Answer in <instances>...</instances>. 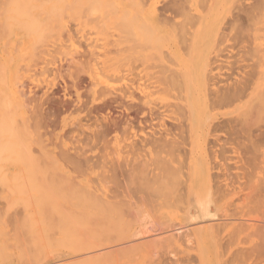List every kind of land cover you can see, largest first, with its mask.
I'll list each match as a JSON object with an SVG mask.
<instances>
[{
    "label": "rangeland",
    "instance_id": "374dc122",
    "mask_svg": "<svg viewBox=\"0 0 264 264\" xmlns=\"http://www.w3.org/2000/svg\"><path fill=\"white\" fill-rule=\"evenodd\" d=\"M41 1L43 2V0ZM41 1L40 4L38 3L39 0H27V2L26 0H0V37H2L0 38V61L2 59H7L10 56L15 58L12 84L15 89L18 88L24 92L23 94H25V97H23V99H25L24 106L15 99V95L0 101L2 104H0V114H2L0 116H3L1 119H4L5 117L4 121H2L4 122L3 125L0 121L1 128L5 129V125L10 119L14 120V124L17 121L16 124L18 125L19 122L21 123V120V124H25L28 121L29 123L33 122L34 118H38L42 119L39 120L40 127L38 129L43 126L41 130L37 131L34 125H32L33 129H29V132L27 131V134L23 136L24 134L20 129L21 124L19 123L18 130L23 134L21 137L22 141L20 138L21 134L18 135L20 131L12 136L13 141L17 140V142L15 141L17 151L20 150V146L17 144L21 141V143L23 142V149H27V153L25 152V157H23L24 159H27L26 154H28L29 150L34 153L33 155H38L37 153L41 152V149L44 148L47 152L48 150L51 151L48 153L52 156L57 154L58 159L60 158L59 154L62 155V158H60L61 160L67 158V156L69 159L71 157V159L76 160V162L69 160V163L66 162V164L68 163V165L72 166L74 163H77L78 168L72 166L71 169L68 165L61 166H63L62 168H64V170H68L67 173H69V175L72 174L74 177L77 176V179H74V177L71 176L73 178V184L77 187L82 184L80 187L83 188L90 187L100 189L103 187L105 190L108 189L110 194L113 193L115 195V193L117 194L122 191V187L127 188L129 185L125 181L126 179L124 175V177H121L119 174V176L109 178V176H111L109 173L107 177V174L105 175V167H110L109 164L111 163L127 165V162L128 164L130 163V161H126L127 159L131 160L132 165L133 157L134 159L137 157L134 161H141L146 156L147 152L144 153V155L140 154L141 156L138 154L135 155L137 152L128 150L130 149L129 147L131 145H137L136 148L140 147L139 144L141 141L146 140V138L149 141L151 140V142H153V139L159 140L160 137L161 139H167L165 136L167 134V136H169L168 139L172 138L173 140L176 139V141H179V143L183 145L181 146L182 149H178L179 152L177 151L176 153L170 151V154L167 153L168 151L157 152V154L152 152V155L148 153L149 155L146 156L147 160L149 156H152L151 158L157 161V164L162 166L166 165L165 167L169 168L173 167L175 170L177 169V171L181 169L178 171L181 173L177 174L179 178L176 177V173H174L176 175L174 177L169 178V175L168 177L167 175L166 177L164 176V179L166 178V183L164 181V184L162 182L160 185L162 186L163 184V187L165 185V189L159 186L154 192L155 194L153 196L155 197L152 195L149 196L151 202L147 197L144 199L145 201H149V204L147 201L146 203L144 201L143 204L145 206H143L141 210V213L144 215H141V217L139 216L140 218H137L138 220L135 221V225H132V228L135 229L134 231L131 230L128 233L125 232L120 237V233L122 231L124 232L125 229L124 227H122L123 229L120 228L119 231L121 229L122 231L119 233V231H117V225L115 224L116 230L113 229L114 226L108 228L111 230L106 229V232L110 231L111 233L108 234V232L107 235L105 234V238L108 240L104 242L102 241L103 243L97 239L101 235H97V237L94 235V237H91L90 234H85V236L89 235L87 239L90 238L89 241H91V245H87L88 242L82 240L86 245L80 244L83 249L81 248V250H79L77 249L78 244H76V242H81L82 238L85 239L84 232L79 230L80 226L78 227V224L77 229L75 228L76 226L73 227V225L69 227L70 229L66 228L70 226L72 222L67 226V224H65L67 221L64 220L66 217H61L63 214H60L64 213L65 215V209H67L66 206L70 199V196L67 195L65 191L61 190L60 183H57V185L55 184L58 182L57 178H60L59 174L61 173L54 167L46 168L45 173L44 167H33L26 171V173L24 171L22 174H18V176L13 175L14 178H16L15 181L13 180L14 178L11 179L13 176L9 173L10 171L8 172V170L5 169L7 168V165L4 164V162H0V167H4L0 168V231L2 232L0 233V249L2 250L0 251V255H2L1 252L3 253L1 256L2 259H0V264H55L57 261H59V264H264V243L263 240L257 236H255L257 238H244V236H241L237 242L234 239L225 237L221 242V245L215 246L211 244L204 245L190 234L189 230L191 229L187 230L189 226L195 227L194 224L198 225L200 229L211 227L213 230L216 228L217 230H221L222 225L224 223L226 224L227 221L229 222L232 220L231 224H234V222H236L233 220L234 218L237 220V224L240 223L238 222L240 218L241 222L242 220L249 219L264 223V203H262L264 202V181L261 182V179L264 178V174L262 175V173H264V164H260L256 159L258 157L260 162L264 159V138L249 137L248 139V137L243 134L233 135L234 131L228 130L227 127L224 128L225 124L223 122L234 118L237 113L243 111L244 107L237 110L230 104H224V106H214L212 104L214 107L207 104H211L215 92H220L221 89L224 91L231 85V87H233L236 84H239L240 81H246L251 74V70H254L257 65H260L264 70V0H49L50 2L45 0L47 1L46 4ZM33 5H37V8ZM38 47H41L44 50L40 48L37 50ZM34 48L36 49L35 51ZM4 51L7 52L6 55L3 54ZM39 51H41V53H38ZM91 54L94 55L90 56ZM75 73L76 75H74ZM63 74L65 78L63 77ZM168 74L169 76L167 77ZM204 74L205 78L203 80ZM74 76L78 78L74 82L81 87L77 90L76 88L79 86L73 88L74 82L71 80L73 78L75 79ZM173 76L175 79L179 77V80L177 79V82L174 83L175 85L170 84L169 82L170 77L173 78ZM82 77L84 82L82 81ZM52 78L55 81H53ZM213 83L215 84V89ZM212 84L213 86H211ZM0 86L2 87V85ZM118 94H124L127 97L124 99L125 101L123 100V107L120 106L121 108H118V103H120V100L117 97ZM109 98H112L111 101L116 100L118 103L110 102L109 105L108 102H105L109 101ZM186 99L190 100L192 106L189 115L180 107L185 103ZM5 100L11 102L13 106L9 105L10 103H4ZM77 103L85 106H95L97 107L96 110L98 107L99 109L103 108L104 112L103 110L98 109L99 112L97 110V114L94 113L89 117L86 112L84 113L82 110L79 111L75 109L78 105ZM103 103H107L109 109L108 107L104 108L105 104ZM14 104L16 105L15 107L18 108L15 109ZM69 104L72 105L70 106ZM231 104L234 105V103ZM38 105V113H36V106L38 107ZM176 106H178L183 114L178 108H176ZM50 107H52L54 111ZM143 108H146L147 110ZM125 109L128 111L125 112ZM176 109L181 114L177 112ZM32 110H35L36 112H33ZM139 110H142V112L144 110L143 113L145 115L139 114ZM170 110L175 112L173 113ZM7 112H9V114ZM39 112L43 114L40 115ZM152 112L153 115H151ZM32 113L35 114L32 115ZM52 113L54 114L52 115ZM56 113L57 115H55ZM148 114L151 117L148 116ZM31 115L33 117H31ZM41 116L44 118H40ZM87 116L90 122L87 121ZM8 117L10 119H7ZM25 117L27 118V121ZM132 119L133 121H131ZM125 120L129 122L125 124L123 122ZM47 121L49 123H46ZM52 121H54V123ZM104 122H108V124L106 123V125ZM110 122L111 125L118 122V129L116 128L112 131L113 133L110 132L108 134V139H105L107 142H102L103 145L99 144L97 147L92 148L93 146L91 145V140L89 138L92 137L97 129H101L100 124H102V127L104 128L105 126H110ZM40 123L42 124L40 125ZM8 124L10 125V123ZM75 124L78 125L76 126ZM25 125H27V123ZM183 126H188L189 129L187 132L185 131L186 133L180 134V131L184 129ZM68 128L69 130H66ZM43 129L45 130V133H43ZM163 130H167V132H164ZM157 134H161V136ZM16 135H18L17 137H19V139L16 138ZM84 135L86 137L85 139ZM149 136L151 137L150 139ZM250 138H253L254 140ZM256 140L258 143L255 142ZM80 141H82V143ZM86 141L89 143L90 148L88 144L85 145L87 143ZM134 142L137 143L135 144ZM106 143L109 144L107 145ZM252 143H256V146H254L253 149ZM259 143L261 146H259ZM80 146H84L82 147L83 149H81ZM257 149H259V152H257ZM126 150L128 151L125 152ZM21 151L23 150L21 149ZM21 151L18 152L20 153ZM251 151L255 155L258 153H260V155H256V157ZM88 152L90 153V156ZM131 152L135 154L132 155ZM66 154L68 155L66 156ZM86 155L87 159L84 157ZM114 155L117 156L115 157ZM79 156L81 157L79 158ZM139 156L140 158L142 157V159H140ZM146 157L144 159H146ZM108 158L110 159L108 160ZM88 159L90 160V166L86 163ZM121 159H124L125 163ZM103 160L104 162H102ZM119 161H121V163H119ZM253 161H257L259 164L255 162L256 165L253 166ZM92 162L94 168H92ZM101 162L105 163V167ZM162 162L165 164H161ZM98 163L100 164L98 165ZM63 164H65V162ZM85 164L87 165L85 166ZM95 164H97V166ZM80 166H83L84 169H81L83 167L79 168ZM257 166H259L258 168L261 167V170L254 168H257ZM51 168L54 172L51 171ZM55 169L59 173L55 172ZM85 169L86 171H84ZM23 170H25V168H23ZM27 173H32L31 177L29 176L30 174H28L30 177L29 179L28 177L26 178ZM55 173L59 176L56 177L57 175H55ZM234 173L237 175V178L233 175ZM51 174L52 176L50 177ZM46 175L49 177L46 179L49 180L45 179ZM185 176L187 178H185ZM223 177L228 184L235 183V187L237 190L239 189V191L236 190L237 192H234L232 195L233 201H230L228 198H220L221 200H219L218 194L215 192V185L219 179L222 180ZM258 177L260 178V181ZM18 178H22L21 180L23 182ZM25 178L28 180L25 181ZM54 178L56 179V182L54 181ZM179 179L182 183L178 182ZM235 181H237L238 184ZM183 182L189 184L191 190L196 193V197L195 195L193 196L192 207H189L184 201H181V204H177L178 200L176 201V199L178 196L175 197V204L174 200L171 201L173 199L172 196H176L173 195L172 192H174L176 188L177 191L175 192H180ZM257 183H259V185ZM173 186L175 187L174 190L172 188ZM117 187H119V190H117L118 192H115V190L118 189ZM163 189L165 192H163ZM59 190L60 193L58 192ZM38 192H40L42 196ZM262 192L263 194H261ZM46 194L49 197H47ZM62 194L69 197V199L67 198L68 200L66 199V203H64L66 197L63 196V198ZM167 194L168 197H170L169 200ZM39 195L42 199L39 198ZM152 200H155V203H153ZM254 202H257L256 205L253 204ZM58 203L62 207L65 206V209H60ZM53 204H56V206ZM39 205H41L42 208L41 206L39 207ZM46 205H48V208ZM43 207H45V210L51 209L50 213L51 211L54 213L50 214L49 211H46L47 216L49 213L51 216L54 215L53 217L57 216L63 218L64 221L60 218V224L62 221L65 225L61 224L63 226L60 225V230L62 227L66 226L65 228L68 230L65 228L62 229V231H66L65 233L63 231V234H58L59 229H55V231L57 230V233H55V231L52 232L54 228H51L53 225L50 226L49 223L48 225L51 230L49 228L48 230L53 234H50L51 232L49 233V231L45 229L49 216L47 217L43 214L45 213ZM54 207L60 209L58 215L56 213V211H58L57 209H55L56 211H53ZM25 210L28 211L27 214L25 213ZM39 210H42L40 211L41 215H38ZM36 211L38 212L36 213ZM31 212L33 218L27 216L31 215ZM24 213L26 215H24ZM10 214L11 216L15 215V217L13 216L14 218L12 217L13 220L11 218L13 225L14 220L17 218V214H19V216L20 214H22L21 216L24 215V220L21 219L23 222L26 219H31V222L29 223H32L31 227L26 223L27 220L25 221L27 225L22 222L23 225L20 224L17 219L18 222H15L16 225L18 223L21 225L18 224L21 229L24 225L26 226H24L25 228L23 229L29 227L27 230H29L30 233L33 232L32 236L28 235L31 238H24L25 235L23 236L22 234H19L20 231L18 228V234L21 235L22 238L18 234L13 233L14 231L12 227L8 228L10 227L9 223L12 222L7 221L10 220ZM45 217H47V220ZM44 219L46 220V224L43 222ZM39 220L41 221L39 222ZM210 220H214V223H212L215 227L210 226ZM215 220L218 222L220 220V223H224H219L221 226L217 223L218 228L216 227L217 225H215ZM54 221H56L57 224L55 222H52V224L55 223L54 226L56 227L59 223L58 220L54 219ZM155 222H157V224ZM236 223L235 225H237ZM73 224L76 223L73 222ZM148 224H150L151 228H149ZM158 226L160 229L163 228L164 230L168 228L167 230L169 232H171V227V230L174 231V235L177 236V243L170 247L167 246L168 248L166 246L161 245L162 247H160L159 245H156L159 246L156 250L155 245L153 246L154 249L150 246V249L149 247L146 248L149 251L147 254L148 257L143 254L144 250H139V248L129 252L130 254H128V258H124L122 255L118 257L115 254L118 258H122L120 260L115 259L116 257L113 255H106L103 256V258L100 255L101 253H103L102 255L106 253L105 249H107L106 247L108 246V250L110 248L112 251L113 248L115 249V247L121 245L119 244L121 243L120 241L125 238L126 243L127 241L129 243L135 242L136 245L137 242H139L138 239L143 241L144 239H148V237L153 238L152 242H154L158 236L164 235V232H168L167 230L161 231V234L160 231H158ZM142 227L143 230L149 228L147 230L148 232L145 230L143 231ZM30 228L31 230L33 229V231H30ZM57 228H59V226ZM71 228L73 230L76 229L75 231L79 230V232L82 233L83 236H80V240L74 241L75 238L74 240H71L70 235H72L73 238L74 235L77 237L80 234H75ZM9 229L12 231H9ZM23 229L21 230L22 233H24ZM44 229L50 237H48V235H44L43 237L45 231L43 232L42 230ZM153 230L158 232H153ZM181 231H183V233H181ZM185 231H188V233L185 234ZM29 232L27 231L26 235L30 234ZM145 232L148 233L146 236H144ZM67 233L69 234L70 239L68 241L64 240L67 243H65V246L73 241L71 245H73V243L76 244H74L75 246L73 250L82 251L84 250V246L89 248L94 245L98 247L97 249H99V251L96 250L101 257L97 252L93 251L94 253L92 252L91 254L93 256L98 255L100 258L97 256V260H94V256L92 257L93 260L89 261L88 259V262H85L87 261L86 256L91 259V254H80L83 256H81V259L83 258L81 260L78 257L80 255L72 252V249L70 248L71 246L67 247L71 250H67L65 246L62 247L58 244V240L54 243L53 238L56 240L57 237H59V239L62 237L63 239L66 237L64 234ZM100 233L101 232H98V234ZM115 233H118L117 236H115ZM141 233L144 234L142 235ZM129 235L130 237H128ZM167 235L168 234L165 236ZM15 237L22 241V245H19L21 248L17 250L15 247L18 248V246H13L17 243ZM164 237L161 236V238ZM47 238L49 239V245L53 242L52 247L47 246V248L51 247L48 250L45 246V243L48 241ZM93 238L96 242L100 241L103 245L101 246L100 243H96ZM101 238L103 237L101 236ZM25 239L26 241H23ZM27 239L28 241H33V243H31L32 241L30 242L32 245H28L29 242ZM45 239H47V241ZM65 239H67V237ZM77 239H79V237H77ZM183 239L187 240L186 243L185 240L184 242L182 241ZM189 239L190 243H188ZM145 240L143 242H146ZM7 241L11 244L10 247L8 246V243L6 244ZM61 241L60 243H62ZM147 241L150 242L149 239ZM239 241H242V243ZM257 243L259 244L257 245ZM26 244L29 246L27 249H25V247H27ZM55 245L58 247H55ZM130 245L133 244L130 243ZM31 246L36 248L33 249ZM80 246L78 247L80 248ZM43 247L44 249L41 251L42 249L40 248ZM54 247L56 248V252ZM124 247L127 248V245L121 248ZM37 248L40 249L41 253ZM21 249L23 250L19 251ZM133 252H135L134 255ZM11 253L12 256L10 255ZM58 255L61 257L59 258ZM31 257L33 260H31ZM131 258L132 260H129ZM78 259L80 263L77 262ZM113 259H115V263L111 262ZM117 260L120 261V263H116ZM69 261L71 263H69Z\"/></svg>",
    "mask_w": 264,
    "mask_h": 264
},
{
    "label": "bare ground",
    "instance_id": "6f19581e",
    "mask_svg": "<svg viewBox=\"0 0 264 264\" xmlns=\"http://www.w3.org/2000/svg\"><path fill=\"white\" fill-rule=\"evenodd\" d=\"M29 1V0H28ZM34 1H36V0H34ZM38 1V0H37ZM40 1L41 0H39V2L38 3H40ZM48 2H50L49 0H47ZM47 1H45V0H43V2L42 3H45L46 4V2ZM26 2H27V0H26ZM23 3V2H22ZM41 4V3H40ZM34 7H36L35 5H33ZM40 6V5H39ZM37 8V7H36ZM39 8V7H38ZM12 26H13V24H12ZM9 28V27H8ZM3 35V34H2ZM1 36V35H0ZM4 36V35H3ZM10 36V35H9ZM0 38H2V37H0ZM7 44V43H6ZM3 46V45H2ZM4 47V46H3ZM3 47H2V49H3ZM41 47H43V46H41ZM41 47H38L37 48V50L40 48V49H42V50H44L43 48H41ZM4 50V49H3ZM15 50H16V48H15ZM36 49L34 48V51H35ZM14 51V50H13ZM92 52V51H91ZM3 53V52H2ZM6 51H4V55H6ZM15 53V52H14ZM38 53H41V51H39ZM89 55V54H88ZM94 55V54H93ZM92 54L90 55V56H93ZM3 57V56H2ZM14 63H15V58L14 57H8L7 59H2L1 61H0V85H2V87L0 86V101L1 100H3V99H5V98H8V97H10V96H12V95H15L14 97H15V99L16 100H18L19 101V103H21V104H23V106H24V104H25V99H23V97H25V94H23L24 92H22L21 90H19L18 88L17 89H15V87H14V85L12 84V78H13V68H14ZM253 71V72H252ZM60 73V72H59ZM173 74V73H172ZM175 74V73H174ZM59 75V74H58ZM66 75V74H65ZM69 75V74H68ZM72 75V74H71ZM74 75H76V73L74 74ZM176 75V74H175ZM181 75V74H180ZM182 75H184V74H182ZM169 76V74L167 75V77ZM179 76V75H178ZM63 77H64V74H63ZM75 77V76H74ZM79 77V76H78ZM92 77V76H91ZM176 77V76H175ZM239 77V76H238ZM65 78V77H64ZM70 78V77H69ZM68 78V79H69ZM73 78V77H72ZM179 78V77H178ZM177 78V79H178ZM204 78H205V74H204V77H203V80H204ZM74 79V78H73ZM73 79H71L73 82L74 81H76V79H78V78H76L75 77V79L73 80ZM167 79V78H166ZM177 79H175L174 78V76H173V78L172 77H170V84H174V83H176L177 82ZM184 79V78H183ZM182 79V80H183ZM51 80V79H50ZM52 80L53 81H55L53 78H52ZM57 80V79H56ZM60 80V79H59ZM70 80V81H71ZM80 80V79H79ZM79 80H77V81H79ZM179 80V79H178ZM181 80V81H182ZM246 80V79H245ZM82 81H83V77H82ZM80 82V81H79ZM84 82V81H83ZM179 82V81H178ZM51 83V82H50ZM53 83V82H52ZM93 83V82H92ZM168 83V82H167ZM238 83V82H237ZM214 84V83H213ZM213 84L211 85V86H213ZM52 85V84H51ZM81 85V84H80ZM175 85V84H174ZM76 86H79V84H77L76 82H74L73 83V88H76ZM172 86V85H171ZM229 86V85H228ZM227 86V87H228ZM232 86V85H231ZM229 87V88H226L224 91H223V89H221V91L219 92H215V94H214V97H213V103L211 102V104L210 103H207L208 105H220V106H224V104H230L231 106H234V108L235 109H237V110H239L241 107H244V109H243V111H241V112H239V113H237L236 115H235V117L234 118H232V119H229L228 121L226 120V121H224L223 123L225 124V127L224 128H228V130H231V131H234L233 133V135H238V134H240V135H245L246 137H248V139H249V137H258V138H260V137H263L264 138V70L262 69V67L260 66V65H257L256 67H255V69L254 70H251V74H250V76L248 77V79L246 80V81H240V83L239 84H236L235 86H233V87ZM210 87V86H209ZM79 88H81L80 86L79 87H77L76 88V90L77 89H79ZM85 88V87H84ZM214 89H215V84H214ZM214 89H213V91H214ZM67 90V89H66ZM212 90V89H211ZM217 91V90H216ZM31 93V92H30ZM44 93V92H43ZM218 93V94H217ZM47 94V93H46ZM45 94V95H46ZM108 94H110V93H108ZM213 94V93H212ZM88 95H89V93H88ZM33 97V96H32ZM67 97V96H66ZM117 97L119 98V102L120 103H118L116 100H112L111 101V99L112 98H109L108 100L109 101H105V102H108V104L110 105V102H114V103H118V108L121 106V107H123L122 106V103H123V100L124 99H126L127 97H126V95H124V94H118L117 95ZM45 98H46V96H45ZM33 99V98H32ZM40 99V98H39ZM59 99V98H58ZM8 100V99H7ZM7 100H5L4 101V103H10L9 105H12V103L11 102H9V101H7ZM35 100V99H34ZM64 100V99H63ZM87 100V99H86ZM85 100V101H86ZM28 101H30V100H28ZM50 101V100H49ZM60 101V100H59ZM65 101V100H64ZM75 101V100H74ZM73 101V102H74ZM125 101V100H124ZM208 101H209V99H208ZM3 102V101H2ZM27 102V101H26ZM35 102H37V101H35ZM41 102V101H40ZM45 102V101H44ZM54 102H57V101H54ZM39 103V102H38ZM47 103V102H46ZM60 103V102H59ZM66 103V102H65ZM231 103H234V105H232ZM0 104H1V102H0ZM41 104H42V102H41ZM40 104V105H41ZM57 104V103H56ZM63 104V103H62ZM78 105L76 106V108L75 109H77V110H79V111H84V113L86 112L88 115H89V117H90V115L92 116L94 113H96L97 114V110L99 109V107H98V109L96 110V108L97 107H95V106H85V105H83V104H79V103H77ZM85 104V103H84ZM103 104H105V103H103ZM108 104L106 103L105 105H104V108H107L108 107ZM2 105V104H1ZM9 105H7V106H9ZM53 105V104H52ZM61 105V104H60ZM59 105V106H60ZM64 105H66V104H64ZM70 105V104H69ZM72 105V104H71ZM70 105V106H71ZM75 105V104H74ZM124 105V104H123ZM212 105V106H213ZM13 106V105H12ZM16 105L14 104V107H15ZM58 106V105H57ZM102 106V105H101ZM130 106V105H129ZM213 106V107H214ZM10 107V106H9ZM54 107V106H53ZM65 107V106H64ZM66 107H68L67 105H66ZM95 107V108H94ZM111 107V106H110ZM120 107V108H121ZM132 107V106H131ZM173 107H175V106H173ZM181 109L185 112V113H188V115H189V113L191 112V110H192V106H191V103H190V100L189 99H186L185 100V103H183L181 106ZM13 108V107H12ZM12 108H9V109H12ZM16 108H18V107H15V109ZM34 108H35V106H34ZM33 108V109H34ZM39 108V105H38V107L36 106V110ZM46 108V107H45ZM49 108V107H48ZM51 109H52V107H50ZM57 108V107H56ZM61 108V107H60ZM126 108V107H125ZM128 108V107H127ZM139 108V107H138ZM176 108H178V106H176ZM101 109V108H100ZM99 109V110H100ZM108 109H109V107H108ZM129 109H131V108H129ZM141 109V108H140ZM143 109H145V110H147L146 108H143ZM174 109V108H173ZM45 110V109H44ZM53 111H54V109H52ZM99 110H98V112H99ZM101 110H103V108L101 109ZM177 110V109H176ZM178 110H179V108H178ZM177 110V112H179ZM10 111V110H9ZM33 111V110H32ZM35 111V110H34ZM33 111V112H34ZM41 111H42V108H41ZM61 111V110H60ZM64 111V110H63ZM125 112H127L128 110L127 109H125L124 110ZM130 111V110H129ZM132 111V110H131ZM171 111V110H170ZM169 111V112H170ZM3 112V111H2ZM36 112V111H35ZM49 112V111H48ZM103 112H104V110H103ZM121 112V111H120ZM139 112V114H143V115H145L143 112H144V110H143V112H142V110L140 111H138ZM150 112H151V110H150ZM149 112V113H150ZM171 112H175V111H171ZM176 112V113H177ZM182 114H183V112L182 111H180ZM179 112V113H180ZM8 114H9V112H7ZM10 113H12V112H10ZM36 113H38V110H37V112ZM61 113V112H60ZM63 113V112H62ZM81 113V112H80ZM83 113V112H82ZM83 113V114H84ZM124 113V112H123ZM135 113V112H134ZM137 113V112H136ZM178 113V114H179ZM180 113V114H181ZM5 114V113H4ZM13 114V113H12ZM11 114V115H12ZM33 114H35V113H32V115ZM39 114L40 115H42L40 112H39ZM46 114V113H45ZM54 113H52V115H53ZM138 114V113H137ZM160 114V113H159ZM0 115H2V114H0ZM10 115V116H11ZM31 115V117H33ZM39 115V116H40ZM51 115V114H50ZM55 115H57V113L55 114ZM124 115V114H123ZM126 115V114H125ZM131 115V114H130ZM147 115V114H146ZM151 115H153V112L151 113ZM6 116V115H5ZM13 116V115H12ZM37 116V115H36ZM35 116V117H36ZM44 116V115H43ZM82 116V115H81ZM86 116V115H85ZM127 116H128V113H127ZM148 116H150L149 114H148ZM155 116V115H154ZM183 116V115H182ZM1 117H3V116H0V121H1V124L3 125L4 124V122H2V121H4V119H5V117H4V119H1ZM24 117V116H23ZM30 117V118H31ZM46 117H47V115H46ZM45 117V118H46ZM105 117H107V116H105ZM130 117V116H129ZM137 117V116H136ZM151 117V116H150ZM156 117V116H155ZM13 118V117H12ZM26 118V117H25ZM40 118H44V117H40ZM48 118H49V116H48ZM51 118V117H50ZM58 118V117H57ZM96 118H97V116H96ZM102 118H104V117H102ZM128 118V117H127ZM134 118V117H133ZM154 118V117H153ZM207 118V117H206ZM7 119H10L9 117L7 118ZM18 119V118H17ZM31 119H33V118H31ZM55 119V118H54ZM83 119V118H82ZM87 119H88V116H87ZM107 119V118H106ZM129 119V118H128ZM135 119V118H134ZM39 120H42V119H38V118H34L33 119V122H31V123H29V121L28 122H26L27 123V125H25L24 123L23 124H21L22 123V120H21V126H20V129H21V131L23 132V134H22V132L20 131V130H18L19 129V123H18V125L16 124L17 123V121L15 122V124H14V120L13 119H10L9 120V122L8 123H10V125L8 124V123H6V125H5V129L4 128H1V125H0V135H1V140H0V162H4V164H6L7 165V168H5L6 170H8V172L10 173V174H12V176L13 175H16V176H18V174H22L24 171H25V173H26V171H28V170H30V168H33V167H38V168H45V171H44V173L46 172V168H50V167H54V168H56L57 169V171H59L61 174H59V175H57L56 173H55V175H57L56 177H60V178H57V180H58V182H56V179L54 178V181L56 182L55 184L57 185V183L59 184L60 183V188H61V190L62 191H65L66 193H67V195H69L70 196V199H69V197H67V195H63L62 194V197L64 196V197H66L65 199H64V203H66L67 201H66V199L68 198L69 199V203H67V209H65L64 207H62L61 205H59V203H58V205L60 206V209H62V208H64L65 210V215H64V213H60V214H63V215H61V217L63 216V217H66V219L64 218V220L65 221H67L68 222V220H69V222L67 223V222H65V224H67V226L70 224V222H72L71 224H70V226H68V227H66V226H64V227H62V229L63 228H68V229H70L69 227H71L72 225H73V227H75L76 229H77V224H78V227H79V230H82V232H84V236H85V234H90V236L92 237H94V235L97 237V235H101L103 238H105V234L107 235V233L108 234H110L111 232L110 231H108V230H111V229H108V228H110L111 226H114L113 227V229H115L116 228V226H115V224L117 225V228H118V230L117 231H119V229L120 228H122V227H124V232L122 231V229L119 231V233H120V237H121V235H123L125 232L126 233H128L129 231H134L135 229L134 228H132V225L134 224L135 225V221H137L138 219L137 218H140L141 217V215H144V214H142L141 213V210H142V207L143 206H145L143 203H144V199H146V197H147V199L149 200V196H153L155 193V191L159 188V186H161L160 184L163 182V184H164V181H165V179H164V176L166 177V175H167V177H168V175H169V178L170 177H174V176H176L178 173L180 174L181 172H178V171H180V170H178L177 171V169L175 170V168H173V167H165L164 165L162 166V165H160V164H157V161H155L154 159H152L151 157L152 156H149V158H148V160H147V155H149L148 153H156L157 154V152L159 153V152H162V151H168L167 153H169L170 151H173V153H176L177 151H178V149L180 150V148H181V146H183L181 143H179V141H176V139L175 140H173L172 138L171 139H168L169 138V136H167V134L165 135L166 136V138L168 139H161V137L159 138V140H154L153 139V142H151V140L149 141V140H147V138H146V140H143V141H141V143L139 144L140 145V147H138V148H136L137 147V145L136 146H130L129 148L130 149H128V150H130V151H133V152H137L136 154L135 153H132L131 152V154L133 155V154H135V155H140V154H143L144 155V153H146L147 152V154H146V159H142V157L140 158V156H139V158L140 159H142L141 161H134V160H136V158L134 159V157L132 158L133 160H132V162L134 163H132V165H131V160H126V161H130V163L128 164V162H127V165L126 164H124V165H122V164H109L110 165V167L109 166H107V164H106V166L107 167H105L104 165H105V163H102V162H104V160L101 162V164H103V166L105 167V175L108 177V174L110 173V175L111 176H109V178L110 177H112V178H114V177H116V176H119V174H120V176L122 177L123 175L125 176V181L127 182V184L129 185V187H127V188H123L122 187V191L120 192V193H115V192H118L117 190H119V187H117L118 189H116L115 190V195L112 193V194H110V191L107 189V190H105V188L103 189V187L102 188H100V189H95V188H83V187H80V186H82V184L80 185V186H76L75 184H73L74 182H73V178L71 177V176H73L74 177V175H72V174H70L69 175V173H67L68 172V170L66 171V169L64 170V168H62L64 165H68V163H69V160H71V161H75L76 162V160H72L71 159V157H70V159L68 158V154H66V156H67V158H63L62 160L60 159V158H62L61 156V154H59L60 155V158L58 159L57 158V154L55 155V156H52L51 154H49L51 151H49L48 150V152L46 151V150H44V149H41L40 151L41 152H39V153H37L38 155H33L34 153H32L30 150V152L28 151V154H26V156H27V159H24L23 157H25L24 155H25V152L27 153V149H23L24 147H23V142L21 143V141H22V135L23 136H25V134H27V131L29 132V129H33V127H32V125H34V127L37 129V131H39V130H41L42 128H43V126L40 128V129H38L40 126H39ZM48 120V119H47ZM53 120V119H52ZM58 120V119H57ZM56 120V121H57ZM78 120H80V119H78ZM86 120V119H85ZM130 120V119H129ZM155 120V119H154ZM8 121V120H7ZM7 121H5V122H7ZM11 121V122H10ZM12 121H13V123H12ZM25 121V120H24ZM26 121H27V118H26ZM43 121H44V119H43ZM80 121H82V120H80ZM79 121V122H80ZM87 121H89V119L87 120ZM86 121V122H87ZM95 121V120H94ZM97 121H98V118H97ZM97 121H95V122H97ZM117 121V120H116ZM131 121H133V119L131 120ZM189 121V120H188ZM53 123H54V121H52ZM78 122V121H77ZM84 122V121H83ZM82 122V123H83ZM90 122V121H89ZM88 122V123H89ZM92 122V121H91ZM111 122H114V121H111ZM111 122L109 123V125L110 126H105L104 128L102 127L103 125L102 124H100L101 125V129H97V131L92 135V137L91 138H89L88 140L90 141V143H91V145L93 146H91L92 148H95V147H97L99 144H101V145H103L102 144V142H104V141H106L105 139L107 138V136H108V134L110 133V132H112L113 130H115L116 128H117V123H113L112 125H111ZM125 124L127 123V122H129V121H123ZM150 122V121H149ZM149 122H147V123H149ZM158 122V121H157ZM160 122V121H159ZM164 122V121H163ZM226 122V123H225ZM42 123H44V122H42ZM42 123H40V125L42 124ZM46 123H49L48 121L46 122ZM45 123V124H46ZM52 123V124H53ZM105 124L107 123L108 124V122H104ZM120 123V122H119ZM44 124V125H45ZM56 124V123H55ZM54 124V125H55ZM79 124V123H78ZM78 124H75L76 126L78 125ZM86 124V123H85ZM95 124V123H94ZM99 124V123H98ZM106 124V125H107ZM121 124H123V123H121ZM7 125H9L8 127H6ZM74 125V124H73ZM81 125H83V124H81ZM80 125V126H81ZM132 125V124H131ZM147 125V124H146ZM161 125V124H160ZM25 126V127H24ZM49 126V125H48ZM71 126V125H70ZM87 126V125H86ZM91 126H92V123H91ZM126 126V125H125ZM144 126V125H143ZM4 127V126H3ZM57 127V126H56ZM68 127V126H67ZM98 127V126H97ZM122 127V126H121ZM121 127H120V129H121ZM124 127V126H123ZM128 127V126H127ZM163 127V126H162ZM184 127V129H180L181 131H180V134L181 133H186L187 131H188V129H189V127L188 126H183ZM46 128V127H45ZM55 128V127H54ZM73 128V127H72ZM126 128V127H125ZM174 128V127H173ZM177 128V127H176ZM180 128V127H179ZM36 129H34V130H36ZM76 129H81V128H76ZM83 129H85V128H83ZM96 129V128H95ZM118 129V128H117ZM132 129V128H131ZM175 129V128H174ZM25 130V131H24ZM66 130H69V128L68 129H66ZM170 130V129H169ZM18 131H20L19 132V134L18 135H20L21 134V136H20V138H21V141L20 140H18V141H20V142H18L19 144H17L18 146H20V150H18V151H21V149L24 151H21L20 153L17 151V149H16V142H17V140H12V136H14L15 135V133H17ZM31 131V130H30ZM43 133H45V130L43 129ZM51 131V130H50ZM71 131V130H70ZM88 131V130H87ZM123 131H124V129H123ZM122 131V132H123ZM164 131V130H163ZM186 131V132H185ZM48 132V131H47ZM66 132H68V131H66ZM80 132H82V131H80ZM85 132V131H84ZM164 132H167V130L166 131H164ZM163 132V133H164ZM172 132V131H171ZM237 132V133H236ZM31 133V132H30ZM42 133V134H43ZM53 133V132H52ZM73 133V132H72ZM75 133V132H74ZM113 133V132H112ZM116 133V132H115ZM120 133V132H119ZM128 133V132H127ZM158 133V132H157ZM168 133H169V131H168ZM50 134V133H49ZM64 134H65V131H64ZM81 134V133H80ZM90 134V133H89ZM18 135H16V138H18L19 139V137H17ZM69 135V134H68ZM88 135V134H87ZM125 135V134H124ZM131 135V134H130ZM146 135H148V134H146ZM157 135H160L161 136V134H157ZM164 135V134H163ZM169 135H170V133H169ZM173 135V134H172ZM239 135V136H240ZM80 136H82V135H80ZM165 136H164V138H165ZM171 136V135H170ZM26 137H27V135H26ZM127 137V136H126ZM131 137V136H130ZM137 137V136H136ZM147 137V136H146ZM153 137H155V136H153ZM157 137V136H156ZM159 137V136H158ZM173 137V136H172ZM175 137V136H174ZM86 137H85V135H84V139H85ZM111 138V137H110ZM113 138V137H112ZM124 138H125V136H124ZM151 137L149 136V139H150ZM83 139V140H84ZM108 139V138H107ZM132 139V138H131ZM250 139H253V138H250ZM87 140V141H88ZM130 140V139H129ZM254 140V139H253ZM16 141V142H15ZM86 141V142H87ZM115 141H117V140H115ZM125 141V140H124ZM134 141V140H133ZM140 141V140H139ZM81 143H82V141H80ZM86 142H84V143H86ZM107 142V141H106ZM129 142V141H128ZM131 142V141H130ZM183 142V141H182ZM251 142H252V140H251ZM254 142V141H253ZM255 142H257V140L255 141ZM261 142V141H260ZM123 143V142H122ZM127 143V142H126ZM135 144L137 143V142H134ZM258 143V142H257ZM22 144V145H21ZM88 144V146H89V148H90V145H89V143L87 142L85 145H87ZM105 144V143H104ZM107 145L109 144V143H106ZM256 144V143H255ZM255 144H253L252 143V149H253V147L254 146H256ZM117 145V144H116ZM125 145V144H124ZM138 145V146H139ZM264 145V144H263ZM259 146H261L260 145V143H259ZM258 146V147H259ZM81 147V146H80ZM82 147H84V146H82ZM81 147V149H83ZM86 147V146H85ZM104 147H105V145H104ZM18 148V147H17ZM101 148V147H100ZM99 148V149H100ZM107 148H108V146H107ZM127 148H128V145H127ZM85 149V148H84ZM109 149V148H108ZM126 149V148H125ZM124 149V150H125ZM182 149V148H181ZM89 150V149H88ZM87 150V151H88ZM92 150V149H91ZM114 150V149H113ZM116 150H118V149H116ZM128 150H126L125 152H127ZM176 150V151H175ZM255 150H256V148H255ZM254 150V151H255ZM45 151V152H44ZM78 151H79V148H78ZM97 151V150H96ZM112 151V150H111ZM115 151V150H114ZM175 151V152H174ZM100 152V151H99ZM106 152V151H105ZM104 152V153H105ZM121 152V151H120ZM123 152V151H122ZM179 152V151H178ZM252 152V151H251ZM257 152H259V149H257ZM21 153H22V156H21ZM67 153V152H66ZM82 153V152H81ZM89 153V152H88ZM107 153V152H106ZM105 153V154H106ZM116 153V152H115ZM163 153H165V152H163ZM172 153V152H171ZM253 153V152H252ZM49 154V155H48ZM53 154V153H52ZM76 154H78V153H76ZM80 154V153H79ZM82 154H84V153H82ZM95 154V153H94ZM112 154V153H111ZM170 154V153H169ZM254 154V153H253ZM252 154V155H253ZM20 155V156H19ZM51 155V156H50ZM54 155V154H53ZM65 155V154H64ZM63 155V156H64ZM152 155V154H151ZM255 155V154H254ZM256 155H260V153H258V154H256ZM255 155V156H256ZM89 156H90V153H89ZM115 157L117 156V155H114ZM81 156H79V158H80ZM85 157V159H87L86 157H87V155L86 156H84ZM83 157V158H84ZM93 157H94V155H93ZM92 157V158H93ZM253 157V156H252ZM257 157V156H256ZM255 157V158H256ZM79 158H77V159H79ZM82 158V159H83ZM114 158V157H113ZM110 158H108V160H109ZM115 159V158H114ZM252 159V158H251ZM257 159V161H259V163L260 164H264V159L260 162V160H259V158L257 157L256 158ZM256 159H253V160H256ZM89 160V159H88ZM86 161V163H88V166H90L89 165V162H90V160L89 161ZM96 160V159H95ZM122 161H124V159H121ZM137 160H139V159H137ZM97 161V160H96ZM95 161V162H96ZM257 161H255L256 163H257ZM65 162V164H63ZM66 162H68L67 164H66ZM83 162V161H82ZM94 162V161H93ZM93 162H92V168H94V165H93ZM99 162V161H98ZM116 162V161H115ZM135 162H136V164H135ZM255 162L253 161L252 163H254L253 164V166H255L256 164H255ZM62 163V164H61ZM84 163V162H83ZM107 163V162H106ZM110 163V162H109ZM118 163V162H117ZM119 163H121V161H119ZM124 163H125V161H124ZM259 163H257V164H259ZM76 164V165H75ZM100 163H98V165H99ZM161 164H165L164 162H162ZM61 165H63V166H61ZM87 164H85V166H86ZM96 166H97V164H95ZM70 165H68V167H69ZM72 166H74L75 168H78V166H77V163H74V165H72ZM72 166H70L71 167V169H72ZM84 166V165H83ZM83 166H80L79 168H81V167H83ZM84 166V167H85ZM95 166V167H96ZM168 166V165H167ZM2 167V166H1ZM0 167V168H1ZM27 167H29V168H27ZM68 167H67V169H68ZM84 167L83 168H81V169H84ZM259 166H257V168L256 167H254L255 169H259V170H261L260 168H258ZM2 168H4V167H2ZM23 168H25V170H23ZM52 168H51V171H52ZM91 168V167H90ZM27 169V170H26ZM35 169V168H34ZM56 169H55V172H57L56 171ZM254 169V170H255ZM48 170H50V169H48ZM40 171V170H39ZM65 171V172H64ZM76 171V170H75ZM74 171V172H75ZM79 171V170H78ZM81 171H83V170H81ZM84 171H86V169L84 170ZM175 171H177V172H175ZM263 171H264V168H263ZM262 171V172H263ZM52 172H54V171H52ZM59 172H57V173H59ZM41 173H42V171H41ZM76 173H77V171H76ZM174 173H176V175L174 174ZM28 174H30V173H27L25 176H26V178L28 177V179L31 177V174L28 176ZM122 174V175H121ZM184 174V173H183ZM264 173H262V175H263ZM42 175H43V173H42ZM48 175V174H47ZM46 175V177H45V179L46 178H49L48 176ZM171 175V176H170ZM236 178H237V175L234 173L233 174ZM34 176V175H33ZM32 176V177H33ZM44 176V175H43ZM52 176V174L50 175V177ZM114 176V177H113ZM123 176V177H124ZM21 177V176H20ZM40 177H41V174H40ZM77 177V176H76ZM76 177H74V179H77ZM176 177H178V175L176 176ZM263 177H264V175H263ZM12 178H14V176L13 177H11V179ZM25 178V181L26 180H28V179H26ZM105 178V177H104ZM120 178V177H119ZM179 178V177H178ZM185 178H187L186 176H185ZM259 178V177H258ZM18 179H22V178H18ZM36 179V178H35ZM164 179V180H163ZM189 179V178H188ZM219 179V178H218ZM13 180H15L16 181V178H14ZM46 180H49V179H46ZM53 180V179H52ZM116 180V179H115ZM19 181V180H18ZM22 181V180H21ZM218 181V180H217ZM259 181H260V178H259ZM262 181H264V178H262L261 179V182ZM23 182V181H22ZM45 182H47V181H45ZM51 182V181H50ZM119 182V181H118ZM121 182V181H120ZM177 182V181H176ZM178 182H180V179L178 180ZM236 183H237V181H235ZM48 183V182H47ZM52 183H54V182H52ZM122 183H124V182H122ZM165 183H166V181H165ZM180 183H182V181L180 182ZM250 183H252V182H250ZM254 183V182H253ZM260 183V182H259ZM259 183H257L258 185H259ZM42 184H43V182H42ZM49 184V183H48ZM47 184V185H48ZM77 184V183H76ZM112 184V183H111ZM121 184V183H120ZM126 184V185H127ZM163 184H162V186H161V188H164L165 189V185H164V187H163ZM238 184V183H237ZM256 184V185H257ZM263 184V183H262ZM44 185V184H43ZM43 185H41V186H43ZM51 185V184H50ZM166 185H168V184H166ZM175 185V184H174ZM181 185V184H180ZM84 186V185H83ZM88 186V185H87ZM120 186V185H119ZM216 187H215V192L218 194V199L219 200H221V199H226V198H228L230 201H233L232 200V195L234 194V192H237V191H239V189L237 190V188L235 187V183H231V184H228L227 182H226V179H224V177L222 178V180H220L219 179V181L217 182V184L215 185ZM121 187V186H120ZM125 187V186H124ZM182 188H178L179 190H180V192H175V191H177V188H176V190L174 191V192H172L173 193V195H176V196H172V200L171 201H173L174 200V204H175V202L177 201V204H181V201H184V203H186L189 207L192 205V202H193V196L195 195V197H196V193L195 192H193L192 190H191V186L189 185V184H187L186 182H183V185L181 186ZM58 188H59V186H58ZM99 188V187H98ZM169 188V187H168ZM171 188V187H170ZM173 188V190L175 189V187L173 186L172 187ZM54 189V188H53ZM164 189H163V192H165L164 191ZM264 189V188H263ZM262 189V190H263ZM50 190V189H49ZM159 190H161V189H159ZM172 190V191H173ZM178 190V191H179ZM237 190V191H236ZM39 191V190H38ZM109 191V192H108ZM167 191V190H166ZM171 191V190H170ZM55 192V191H54ZM59 193H60V190L58 191ZM263 192H264V190H263ZM263 192L261 193V194H263ZM3 193V192H2ZM39 194H40V192H38ZM65 193V194H66ZM153 193V194H152ZM161 193H162V191H161ZM168 193V192H167ZM175 193V194H174ZM5 194H6V192H5ZM260 194V195H261ZM41 195V194H40ZM39 195V196H40ZM47 195V194H46ZM259 195V194H258ZM6 196V195H5ZM38 196V197H39ZM42 196V195H41ZM41 196L39 197L40 199H42L41 198ZM60 196V195H59ZM158 196V195H157ZM178 196V197H177ZM47 197H49L48 195H47ZM61 197V196H60ZM63 197V198H64ZM153 197H155V196H153ZM159 197V196H158ZM167 197H168V194H167ZM175 197H177V199L175 198ZM260 197V196H259ZM262 197V196H261ZM166 198V197H165ZM169 198L170 197H168V200H169ZM221 198V199H220ZM53 199V198H52ZM51 199V200H52ZM58 199H60V198H58ZM62 199V198H61ZM67 199V200H68ZM151 199V198H150ZM159 199V198H158ZM175 199H176V201H175ZM195 199V198H194ZM258 199V198H257ZM256 199V200H257ZM263 199H264V197H263ZM38 200V199H37ZM55 200V199H54ZM57 200V199H56ZM260 200L262 201V199L260 198ZM27 201V200H26ZM36 201V200H35ZM45 201V200H44ZM62 201H63V199H62ZM147 201V200H146ZM146 201H145V203H146ZM150 202H151V200H149ZM149 201H147V203L149 204ZM155 200H152V202L153 203H155L154 202ZM264 201V200H263ZM41 202V201H40ZM58 202V201H57ZM179 202V203H178ZM51 203V202H50ZM56 203V202H55ZM256 203L257 202H254L253 204H255L256 205ZM259 203H261V202H259ZM258 203V204H259ZM262 203H264V202H262ZM35 204H37V203H35ZM43 204H45V203H43ZM62 204H63V202H62ZM176 204V205H177ZM53 205H55L56 206V204H53ZM159 205V204H158ZM175 205V206H176ZM263 205V204H262ZM38 206V205H37ZM41 205H39V207H40ZM47 206V208H48V205H46ZM58 206V207H59ZM253 206V205H252ZM22 207V206H21ZM51 207H53V206H51ZM50 207V208H51ZM57 207V208H58ZM177 207H178V205H177ZM192 207V206H191ZM260 207V206H259ZM264 207V206H263ZM41 208H42V206H41ZM40 208V209H41ZM56 207H54L53 209V211H56L55 209H57ZM256 208V207H255ZM60 209H57L58 211H56V213H57V215L59 214V212H60ZM264 209V208H263ZM51 210V209H50ZM50 210H45V207H43V211L45 212V213H43L44 215H46V213L49 211V213H50ZM254 210V209H253ZM262 210V209H261ZM32 211V210H31ZM40 211H42V210H39V212L38 211H36V213L38 212V215H41L40 214ZM47 211V212H46ZM255 211H257V210H255ZM263 211V210H262ZM261 211V212H262ZM20 212V211H19ZM35 212V211H34ZM62 212V211H61ZM261 212H260V214H261ZM21 213H22V211H21ZM25 213L27 214L28 213V211L27 210H25ZM24 213V215H26ZM48 213V220L46 219L47 217H45V219L47 220V224H46V220L44 219V221L43 222H45V224H46V228L45 229H47V231H49V233L51 232L50 230H51V228H54V230L52 231V232H54L55 231V229H59L58 231H59V233L58 234H63L62 232L64 231H62V229L60 230V228H61V226H63V225H65L64 224V222H62V221H64L63 220V218H61V217H53V216H51L50 214H54V213H52V211H51V213L49 214ZM42 214V215H43ZM22 214H20V216H19V214H17L16 215V219L17 220H19V223L20 224H26V223H28V226L29 227H31L32 226V223L31 224H29L31 221V219L28 221L26 218V223H25V221L23 222V218H24V215L23 216H21ZM37 215V214H36ZM56 215V214H55ZM153 215V214H152ZM151 215V216H152ZM258 215V214H257ZM10 216H11V214H10ZM14 217H15V215H13ZM13 216H11L10 217V220H7V221H12L13 220ZM28 217L29 216H31L32 217V212H31V215H27ZM53 217V218H51V217ZM140 216V217H139ZM217 216V215H216ZM246 216V215H245ZM260 216V215H259ZM13 217V218H12ZM212 217V216H211ZM252 217H254V216H252ZM11 218H12V220H11ZM20 218V219H19ZM33 218V217H32ZM60 218L62 219V221H61V224H63V225H61L60 224ZM217 218V217H216ZM245 218V217H244ZM14 220V225L12 224L13 223V221L11 222V223H9V226L10 227H8V228H13V233L15 234H18V229H19V231H20V233L19 234H22L23 236L25 235V236H27V237H25L24 236V238H28L30 235L32 236V233L33 232H29V230H27L29 227H26L27 229H23V228H25L24 226H26V225H24L23 226V232L24 233H22V229L20 228V226L18 225H16L15 224V222H18L17 220ZM21 219H23V220H21ZM54 219L55 220H58V225L55 227L54 225H55V223H56V221H54ZM241 219V218H240ZM240 219H239V221L238 222H240V223H236L237 222V220H235V218L233 219L234 221H236V222H234V224H231L232 223V220H230L229 222L227 221V223L225 224L223 221V223H220L221 221L219 220V222L217 221V220H215V225H217L216 227H218V224L220 223V224H223L222 225V228H221V230H217V228L215 229V230H213L211 227H209V228H199L198 227V225H196V224H194L195 225V227L194 226H189V228L187 229V230H189V229H191V230H189L190 231V234L192 235V236H194L195 238H196V240L197 241H199V242H201V243H203L204 245H207V244H211V245H215V246H219V245H221L222 243V241L225 239V237H229V238H231V239H234V240H236V242L239 240V238L241 237V236H244V238H250V237H255V236H257L258 238H261V240H263V243H264V223L263 222H259V221H256V220H249V219H245V220H242V222L240 221ZM250 219H253V218H250ZM258 219V218H257ZM262 219V218H261ZM264 219V218H263ZM42 220H43V218H42ZM49 220H50V222H49ZM53 220V221H52ZM260 220V219H259ZM41 220H39V222H40ZM214 221V220H213ZM213 221H211L210 220V222H209V224H211L210 226H214V222ZM22 222V223H21ZM34 222V221H33ZM42 222V224L44 225V223ZM52 222H55L54 224H52ZM73 222L74 223H76V224H73ZM134 222V223H133ZM213 222V223H212ZM48 223H49V225L51 226V225H53L51 228L49 227V225H48ZM156 224H157V222H155ZM218 223V224H217ZM235 223L237 224V225H235ZM8 224V223H7ZM13 225V226H11V225ZM22 224V225H23ZM33 224H35V223H33ZM57 224V223H56ZM208 224V225H209ZM219 224V225H220ZM36 225V224H35ZM47 225H48V227H47ZM61 225V226H60ZM149 225V228H151L150 227V224H148ZM147 225V226H148ZM175 225V224H174ZM59 226V228H57ZM197 226V227H196ZM200 226V225H199ZM221 226V225H220ZM16 227V228H15ZM170 227V226H169ZM175 227V226H174ZM185 227V226H184ZM201 227V226H200ZM215 227V226H214ZM7 228V229H8ZM16 229V231H15V229ZM18 228V229H17ZM48 228L50 229V230H48ZM65 228V229H66ZM81 228V229H80ZM146 228V227H145ZM148 228V229H149ZM158 228H159V230L158 231H160V233H161V231H165V230H167V229H163L162 227V229H160V227L158 226ZM181 228V227H180ZM194 228V229H193ZM197 228V229H196ZM219 228V227H218ZM1 229H2V227H1ZM21 229V230H20ZM42 230L45 234H43V237H44V235H48V237H50V235L47 233V231L46 230ZM68 229H66V230H68ZM75 229V230H76ZM106 229H108L107 231L108 232H106ZM137 229V228H136ZM147 229V230H148ZM155 229V228H154ZM174 229V228H173ZM182 229V228H181ZM24 230H26V231H24ZM56 230V231H57ZM71 230H73L72 228H71ZM75 230H73V232H75V234H77V233H80L79 234V236H77V237H79V239H77V237L74 235L73 236V238H72V235H70L71 236V240L73 239L74 240V238H75V240L74 241H77V240H80V238L83 236L82 235V233L81 232H79V230L78 231H75ZM105 230V231H104ZM116 230V229H115ZM142 230H143V227H142ZM145 230V229H144ZM143 230V231H144ZM147 230H145L146 232H148ZM151 230V229H150ZM180 230V229H179ZM178 230V231H179ZM4 231H6V230H4ZM9 231H12L11 229H9ZM27 231L30 233V234H27L26 235V233H27ZM30 231H33V229L31 230V228H30ZM41 231V232H42ZM55 231V233H57ZM61 231V232H60ZM158 231H154L153 230V232H158ZM168 231V230H167ZM170 231L171 232H164V235H161V236H165L166 234H168L167 236H165L164 238H161V236H158V238H156L155 239V241L154 242H152V240H153V238H149L148 236V239H149V241L150 242H148L147 240L148 239H144L146 242H143L144 240H143V238H142V240L143 241H141L140 239H138V241L139 242H137V245H136V243L135 242H130L131 244H133V245H130V243L127 241V243H126V241H125V239H123V240H121L120 242L121 243H119V244H121V245H119V246H117V247H115V249H117V250H115L113 247V249H112V251L110 250V248H109V250H108V247H106L107 249H105V251H106V253L104 254V255H102L103 253H101L102 251H103V249H102V251L100 252L101 254V256H102V258H103V256H106V255H113V256H115L116 258L115 259H122V258H118L119 256H121L122 255V257L124 256V258H128V254H130L129 252H131V251H134V250H137L138 248H139V250H141V249H143L144 250V253L143 254H145V256H147V254H148V250L146 249V248H148L149 247V249H150V246L152 247V249H154L153 248V246L155 245V250H156V248L157 247H162V246H171V245H174L175 243H177V241H178V239H177V236H175L174 235V231H172L171 230V227H170ZM7 232V231H6ZM50 233V234H53V233ZM66 231H64V233H65ZM98 232H101L100 234H98ZM105 232V233H104ZM145 232V234H144V236H146L148 233H146ZM152 232V231H151ZM0 233H2L1 231H0ZM12 233V234H13ZM38 233V232H37ZM36 233V234H37ZM54 233V234H55ZM69 233V232H68ZM64 234V236L66 235V237H67V239H65V238H63L62 239V237H60V239H59V237H57L56 238V240H55V238H53L54 239V243H55V241L57 242V240H58V244H60L62 247L63 246H65V241L64 240H66V241H68L69 239H70V236H69V234ZM97 233V234H96ZM113 233V232H112ZM181 233H183V231H181ZM188 233V231L186 232L185 231V234H187ZM18 234V235H19ZM114 234V233H113ZM116 235L115 236H117V234L118 233H115ZM142 234V233H141ZM140 234V235H141ZM142 234V235H143ZM162 234V233H161ZM176 234V233H175ZM5 235H7V234H5ZM29 235V236H28ZM56 235V234H55ZM68 235V236H67ZM128 235V234H127ZM139 235V236H140ZM159 235V234H158ZM21 238H22V236L21 235H19ZM63 236V237H64ZM81 236V237H80ZM89 236V235H88ZM88 236L86 235L85 236V239L84 238H82L81 239V242H79V241H77L76 242V244H78V246H80V244L81 245H83V244H85V242L87 241L88 243H87V245H91L90 243H91V241H89V239H87L88 238ZM101 236H99L97 239L98 240H100L101 242L103 241H106V240H108V239H103V238H101ZM131 236H133V235H131ZM138 236V235H137ZM7 237V236H6ZM35 237H36V235H35ZM56 237V236H55ZM96 237H95V239H96ZM128 237H130V235L128 236ZM127 237V238H128ZM146 237V238H147ZM153 237V236H152ZM180 237V236H179ZM184 237V236H183ZM186 237V236H185ZM191 237V236H190ZM257 237H255V238H257ZM5 238V237H4ZM29 238H31V237H29ZM46 238V237H45ZM51 238H52V236H51ZM101 238V239H100ZM108 238V237H107ZM180 238H182V237H180ZM179 238V239H180ZM15 239L17 240V243L16 244H14L13 246H18V248L17 247H15V249L17 250V249H20L21 247L19 246V245H22V241H20V240H18V238L17 237H15ZM38 239V238H37ZM36 239V240H37ZM48 239V238H47ZM47 239H45L46 241H47ZM94 239V238H93ZM93 239H92V242H93ZM95 239H94V241H95ZM103 239V240H102ZM122 239V238H121ZM129 239V238H128ZM151 239V240H150ZM177 239V240H176ZM186 239V238H185ZM185 239H183L182 241L184 242V240ZM188 239V238H187ZM243 239V238H242ZM9 240V239H8ZM22 240V239H21ZM29 240H31V239H29ZM39 240V239H38ZM41 240V239H40ZM62 242V243H64V244H62V243H60V241ZM85 241L84 243H83V241ZM23 241H26V239L25 240H23ZM27 241H28V239H27ZM32 241V240H31ZM31 241H28L29 242V244L28 245H30L31 243H33V241L31 242ZM35 241V240H34ZM100 241H97L98 243H100ZM115 241V240H114ZM113 241V242H114ZM124 241V242H123ZM140 241H141V243H140ZM186 241L187 240H185V243H186ZM190 241V239L188 240V243H190L189 242ZM3 242V241H2ZM13 242V241H12ZM11 242V243H12ZM18 242H21V243H18ZM31 242V243H30ZM71 242V241H70ZM73 242V241H72ZM72 242L69 244L68 243V245L67 246H65L66 248L67 247H69V246H71L70 248L72 249V252L74 253L75 252V254H77V255H80V254H83V253H89V254H91L93 251L94 252H97L98 253V255H99V249H97L98 247H96V246H94L93 244V247L92 246H90L89 248H87V246L85 247L84 246V250H82V251H79V250H81V246H80V248L77 246V249H79V250H77V251H74L73 249H74V246L76 245L75 243H73V245H71L72 244ZM96 242V241H95ZM96 242V243H97ZM102 242V243H103ZM116 242V241H115ZM239 242H241L242 243V241H239ZM244 242H245V240H244ZM262 242V241H261ZM260 242V243H261ZM8 243V241L6 242V244ZM25 243V242H24ZM36 243V242H35ZM51 243V242H50ZM53 243V242H52ZM50 244L49 245V239H48V241H47V243H45V246H46V249L48 250V249H50L52 246H53V244ZM102 243H100L101 244V246L103 245ZM109 243V242H108ZM139 243V244H138ZM246 243V242H245ZM256 243V242H255ZM2 244V243H1ZM6 244H5V246H6ZM9 245V247L11 246V244L10 243H8ZM26 244V245H27ZM67 244V243H66ZM75 244V245H74ZM95 244V243H94ZM240 244V243H239ZM259 243H257V245H258ZM24 245V244H23ZM27 245V247H25V249H27V248H29V246ZM32 245V244H31ZM59 245V246H60ZM86 245V244H85ZM95 245H97V244H95ZM104 245H107V244H104ZM125 245H127V248H121V247H123V246H125ZM130 247H129V246ZM156 245H159V246H156ZM162 245V246H161ZM260 245H262V244H260ZM47 246L49 247V246H51L50 248H47ZM72 246H73V248H72ZM98 246V245H97ZM100 246V247H101ZM251 246H253V245H251ZM263 246H264V244H263ZM55 247H58V246H56L55 245ZM54 247V248H55ZM65 247H64V249H65ZM111 247V246H110ZM254 247H255V245H254ZM261 247V246H260ZM259 247V248H260ZM2 248V247H1ZM3 248H4V246H3ZM13 248V247H12ZM31 248H33V246H31ZM36 247H34L33 249H35ZM70 248H67V250L68 249H70ZM165 248V247H164ZM168 248V247H167ZM262 248V247H261ZM8 249V248H7ZM10 249V248H9ZM38 250H39V252H40V249H42L41 251H43V249H44V247L43 248H37ZM70 249V250H71ZM76 249V248H75ZM83 249V248H82ZM98 251H97V250ZM146 249V250H145ZM217 249V248H216ZM23 249H21V250H19V251H22ZM37 250V251H38ZM52 250V249H51ZM101 250V249H100ZM108 250V251H107ZM158 250H161V249H158ZM0 251H2L1 249H0ZM3 251H4V249H3ZM36 251V250H35ZM104 251V252H105ZM6 252H8V251H6ZM51 252V251H50ZM55 252H56V248H55ZM93 252V253H94ZM23 253V252H22ZM36 253V252H35ZM41 253V252H40ZM1 254L3 255V253L1 252ZM69 254V253H68ZM68 254H67V256H68ZM118 256H116V255ZM135 254V252H133V255ZM142 254V255H143ZM157 254V253H156ZM2 255H0V259H2L1 258V256ZM4 255H5V252H4ZM11 256H12V253L10 254ZM50 255V254H49ZM59 255H61V254H59ZM58 255V256H59ZM88 255V254H87ZM92 255V254H91ZM98 255H92L91 256V259L89 258V257H87L86 256V260L87 261H85V260H83V261H85V262H88V259H89V261L90 260H93V258L92 257H94V260L96 259L97 260V258L100 256H98ZM133 255H130V256H133ZM10 256V257H11ZM34 256V255H33ZM32 256V257H33ZM37 256V255H36ZM64 256V255H63ZM62 256V257H63ZM72 256V255H71ZM81 256L82 255H80V256H78L80 259H81ZM98 256V257H97ZM100 256V257H101ZM31 257V260H33V258ZM61 256H59V258H60ZM83 257V256H82ZM97 257V258H96ZM99 257V258H100ZM143 257V256H142ZM148 257V256H147ZM3 258H4V256H3ZM7 258V257H6ZM57 258V257H56ZM72 258V257H71ZM8 259V258H7ZM11 259V258H10ZM30 259V258H29ZM38 259V258H37ZM54 259V258H53ZM70 259V258H69ZM83 259V258H82ZM81 259V260H82ZM85 259V258H84ZM115 259H113L111 262L113 263L114 261H115ZM139 259V258H138ZM146 259V258H145ZM49 260V259H48ZM52 260V259H51ZM67 260V259H66ZM76 260V259H75ZM80 260V261H81ZM100 260V259H99ZM129 260H132V258L131 259H129ZM62 261V260H61ZM143 261H144V259H143ZM39 262V261H38ZM50 262V261H49ZM54 262V261H53ZM63 262V261H62ZM77 262H79V259L77 260ZM117 262H119L120 263V261H116V263ZM126 262V261H125ZM132 262V261H131ZM52 263V262H51ZM55 263V262H54ZM57 263L59 264V261H57ZM57 263H55V264H57ZM61 263V262H60ZM66 263V262H65ZM69 263H71L70 261H69ZM80 263V262H79ZM83 263V262H82ZM109 263H110V261H109ZM115 263V262H114ZM31 264H33V263H31ZM35 264V263H34ZM48 264V263H47ZM64 264V263H63ZM74 264V263H73ZM78 264V263H77ZM123 264V263H122Z\"/></svg>",
    "mask_w": 264,
    "mask_h": 264
}]
</instances>
